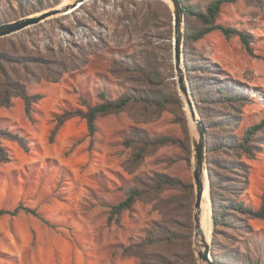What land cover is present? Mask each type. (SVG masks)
<instances>
[{
	"label": "rangeland",
	"instance_id": "1",
	"mask_svg": "<svg viewBox=\"0 0 264 264\" xmlns=\"http://www.w3.org/2000/svg\"><path fill=\"white\" fill-rule=\"evenodd\" d=\"M55 1L0 0V23L60 6L65 0L51 6ZM210 1L182 0L183 5L198 11L184 15V64L187 58L195 66H207L205 71L201 66L194 68L200 83H243L245 104L217 107L218 114L231 119V124L213 130L217 138H225L231 133L242 135L250 124L264 118V0H237L224 4L220 11L219 21L251 34L250 52L238 36L227 38L219 30L185 41L187 29L200 31L207 26L199 13L207 12ZM164 2L90 0L71 13L0 39L2 76L23 83L31 94L43 95L34 105L32 118L27 116L21 96L12 97L8 106L0 103V127L19 131L32 141L25 150L14 140L2 139L11 158L0 159V208L22 204L35 208L48 221L23 211L0 216V264H156L145 256L164 254L173 260L171 251H189L187 241L169 251L162 242L142 250L127 249L146 240L150 230L163 237L157 224L184 234L192 232L194 250L195 191L192 229L180 227L169 220L187 222L183 208L186 191L177 187L157 190L152 180L162 173L193 183V155L189 160L184 149L190 143L193 150V124L175 78L173 26ZM22 55L29 57L22 61L36 59L37 63H30L26 71L19 60ZM56 77L59 79L53 80ZM102 91L109 99L134 93L150 100L99 116L94 136L81 116L59 124L65 111L86 110V103L100 102ZM177 93L184 102V114L177 103L160 107L153 102L168 96L175 100ZM134 130L140 135L135 136ZM259 135L264 141V130ZM160 136L179 142L150 145L143 158L136 160L141 139ZM261 145L254 157H239L226 148L211 154L212 159L228 162L225 169L215 165L227 201L240 199L254 210L261 207ZM239 159L249 165L247 170L235 164ZM133 187L141 196L122 211L119 220H110L112 207ZM210 203L212 215L211 197ZM229 215L228 224L220 227L216 253L221 258L233 254L243 264H264V218L235 210ZM213 231L214 224L211 253ZM134 252L137 254H131Z\"/></svg>",
	"mask_w": 264,
	"mask_h": 264
},
{
	"label": "trees",
	"instance_id": "2",
	"mask_svg": "<svg viewBox=\"0 0 264 264\" xmlns=\"http://www.w3.org/2000/svg\"><path fill=\"white\" fill-rule=\"evenodd\" d=\"M237 0H211L207 5L206 13H199L200 18L207 25L204 29L200 31L186 30V38L185 41L193 38L200 39L204 37L206 34L219 30L221 31L227 38L236 35L241 40L244 47L250 52L252 50L251 45V34L248 33L245 29L229 25L224 22L219 21L220 11L224 4L235 2ZM60 3V0L55 1L51 6H55ZM165 3V2H164ZM167 8L170 11V22L171 26H173V17L172 12L167 3H165ZM184 13L185 15H191L195 12H198L191 5H184ZM171 30V29H170ZM172 30L170 34V38L172 39ZM2 37H0L1 39ZM172 47V43H171ZM186 47V43L185 46ZM27 56L22 55L19 57V60L23 62L26 71L30 68V63H37L36 59H27V61H22V59ZM29 58V57H27ZM197 66H201L204 71L207 69L205 65H196L190 63L189 60L185 59V67L188 75L190 90L192 93V97L196 104L198 113L204 122L207 128V169L208 176L210 181V197L212 202L213 209V220H214V231H213V249L212 254L213 257L221 262L227 264H243L237 261V257L233 254H225L222 258L219 256V253H216V250L219 248V240L218 234L221 226H225L229 222V214L231 210H235L242 214H248L250 217L256 218H264V192L262 195V205L259 209L254 210L252 207L247 205L243 200L238 201H227L224 197V187L222 185L221 175L215 169V165L219 168H227L228 162L223 160H215L211 158V154L220 149H229L236 152V154L240 157L241 154H246L249 157H254L260 147L261 144H264L262 136L259 135V132L264 130V118L259 120L258 122H254L250 124L242 135H237L236 133H231L227 135L225 138H217L215 133L213 132L214 128H218L221 126H226L228 122H231L230 118L224 117L223 114H218V106L225 105H234V104H245L246 100L244 97L245 87L242 82H230L228 80L220 81V82H212L210 80L199 82L197 81L194 74V68ZM0 74H4V72L0 69ZM59 77L54 78L53 80H58ZM0 103L2 105H10L11 99L14 96H21L25 101V111L29 118H32V114L34 112V105L43 97L42 94L36 93L31 94L28 92L26 86L23 83H19L17 80H13L8 76L3 75L0 82ZM102 96V100L95 104L86 103V110H76V111H65V113L59 118V124H62L65 120L74 117L81 116L87 121L89 134L94 136L97 131L96 121L97 118L101 115H105L108 113L118 112L123 110L128 105L134 102H144L147 103L150 99L148 97L143 96L142 94H134V93H126L121 95L115 99L106 98L105 91L100 93ZM153 101V100H152ZM160 107H166L169 103H177L181 108V112L184 114V102L177 93L175 95V100L173 97H167L165 99H159L153 101ZM134 135L139 136L140 133L137 130H134ZM2 139H10L19 143L25 150H29L31 146V139L28 135H24L22 133L14 132L10 129L0 127V159L2 161H9L11 156L8 148L3 145ZM142 147H139L135 153L136 160H140L143 158L145 154V150L150 145H159L166 144L168 142H179L178 139H174L170 136H160L155 139H141ZM185 151L189 155V160H191L193 155V150L191 144L184 146ZM239 168H244L247 170L249 165L242 160H238L235 162ZM241 166V167H240ZM157 190H162L167 187H177L184 189L186 191L185 196L183 197L184 204V214L187 216V224L184 220H180L177 218L170 219V222H173L175 225L180 227H185L192 229L191 225V206H192V197L194 193V184L192 182L184 183L181 179L169 176L166 174L158 173L154 178ZM141 196V192L137 187L130 188L128 195L118 204L114 205L111 210L110 220L116 218L119 220V216L124 209H129L133 206L134 202ZM26 212L33 214L43 221H48L41 216V214L32 207L18 205L14 209H6L0 208V216L2 215H17L20 212ZM189 223V224H188ZM168 225L161 226L157 224L159 228V232L163 234V237H157L158 235L154 234V230L149 231V235L146 240L141 243H135L127 247V249L142 250L144 248L149 247L150 245L162 242L165 245L167 251L170 250V247H177L179 242L187 241V246L189 247V251L186 254L180 253V251L175 250L171 251V256L174 258L171 260L169 257H166L164 254H156V255H146L145 257H151L156 264H181V262H190V264H198L197 257L192 247V232L188 234H184L177 229H172L167 227ZM164 248V249H165ZM131 254H137L136 252ZM141 257V255H140ZM249 263L251 262V258H248ZM248 264V263H245Z\"/></svg>",
	"mask_w": 264,
	"mask_h": 264
},
{
	"label": "water",
	"instance_id": "3",
	"mask_svg": "<svg viewBox=\"0 0 264 264\" xmlns=\"http://www.w3.org/2000/svg\"><path fill=\"white\" fill-rule=\"evenodd\" d=\"M90 0H74L72 3H67L61 7H52L47 10L41 11L37 14L21 17L12 21H6L0 23V37L13 34L21 31L32 25L43 22L46 19L66 15L77 10L83 4ZM173 4L172 17H173V31L174 39L172 40V52H173V65L176 72V80L180 95L186 103L192 120H195L198 124L199 138L192 137L193 145V184H194V244L196 235L201 231V203L205 189V176L206 173L207 183L210 189V181L207 170V157H206V133L207 129L202 121L191 94L188 78L186 74V68L184 64V5L182 0H170ZM214 224V220H213ZM211 241L209 243L204 242V247L197 249L196 245L194 251L201 264H227L213 258L211 253Z\"/></svg>",
	"mask_w": 264,
	"mask_h": 264
},
{
	"label": "bare ground",
	"instance_id": "4",
	"mask_svg": "<svg viewBox=\"0 0 264 264\" xmlns=\"http://www.w3.org/2000/svg\"><path fill=\"white\" fill-rule=\"evenodd\" d=\"M74 0H65L63 4L57 7H61L67 3H72ZM169 4V7L173 9V4L170 0H163ZM173 37L171 39H174V31L172 30ZM186 110L188 116H190V111L186 105ZM189 120L192 125V132L194 135V138L198 139L199 138V131H198V124L196 123L195 120H192L189 117ZM193 165H194V159H193ZM205 176V189L202 197V203H201V231L196 235L195 238V245L197 249H201L204 247V242L209 243L211 241V236H212V229H213V221H212V215H211V203H210V189L207 183V177L206 173L204 174Z\"/></svg>",
	"mask_w": 264,
	"mask_h": 264
}]
</instances>
